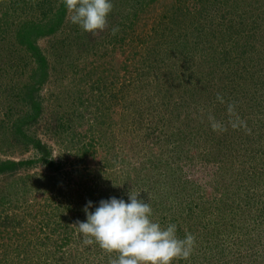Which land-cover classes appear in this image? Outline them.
<instances>
[{"label":"rangeland","instance_id":"1","mask_svg":"<svg viewBox=\"0 0 264 264\" xmlns=\"http://www.w3.org/2000/svg\"><path fill=\"white\" fill-rule=\"evenodd\" d=\"M68 17L0 0V162L32 160L0 173V264H109L74 224L131 191L193 235L174 264H264V0H113L95 33ZM23 21L55 24L41 55Z\"/></svg>","mask_w":264,"mask_h":264},{"label":"clouds","instance_id":"2","mask_svg":"<svg viewBox=\"0 0 264 264\" xmlns=\"http://www.w3.org/2000/svg\"><path fill=\"white\" fill-rule=\"evenodd\" d=\"M72 24L95 33L105 29L113 10V0H62ZM118 28H112L115 35ZM219 98V97H218ZM138 194L101 199L98 205L89 200L83 211L86 220L77 221L78 232L85 245L97 244L106 253H116L109 264H174L190 257L194 237L177 236V225L166 227L152 219L149 202ZM94 209V210H93Z\"/></svg>","mask_w":264,"mask_h":264},{"label":"trees","instance_id":"3","mask_svg":"<svg viewBox=\"0 0 264 264\" xmlns=\"http://www.w3.org/2000/svg\"><path fill=\"white\" fill-rule=\"evenodd\" d=\"M31 24V25H29ZM20 28L18 27L17 33H19V38L21 39V42L26 45L27 47L30 46L31 50L38 55H41L40 50L38 46L33 44L34 40L37 39L38 37L47 35L52 33L55 29L56 26L53 24L52 26L42 22V21H34V22H29V21H23L22 23L19 24ZM48 27V28H46ZM23 28V29H22ZM18 129L21 131L20 133L23 134L24 131L21 130L22 128L18 127ZM26 136V134H23ZM31 139V137H29ZM36 147L45 155H49L50 151L46 148V145L41 143L39 139H33ZM32 160H21V161H13V160H8V161H3L0 162V173H5V172H12L17 170L20 167H23L26 164H31Z\"/></svg>","mask_w":264,"mask_h":264}]
</instances>
